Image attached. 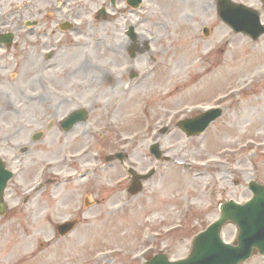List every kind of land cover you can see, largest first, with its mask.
I'll use <instances>...</instances> for the list:
<instances>
[{
    "label": "rangeland",
    "instance_id": "rangeland-1",
    "mask_svg": "<svg viewBox=\"0 0 264 264\" xmlns=\"http://www.w3.org/2000/svg\"><path fill=\"white\" fill-rule=\"evenodd\" d=\"M110 1L0 0V30L16 33L10 47L0 48V119L23 126L20 140L6 144L29 150L20 167L12 166L16 176L7 193L31 192L43 170H51L48 178L53 171L61 178L85 172L46 183L34 202L49 210L30 221L0 218V264H142L159 252L180 259L220 216L221 203L246 202L249 183H264V35L253 41L235 33L214 7L192 12L180 0H146L142 14H129L122 0L116 8ZM104 4L107 18L98 14ZM164 8L171 13L164 16ZM261 12L264 21V7ZM31 20L39 24L26 26ZM68 20L74 27L62 30ZM129 21L138 22L154 56L130 57ZM180 58L185 70L175 68ZM133 72L139 76L132 79ZM211 106L224 113L201 135L189 137L177 127L182 116ZM77 107L91 109L90 118L66 138L65 151L57 143L51 148L56 127L33 141L46 120H61ZM147 122L169 124L156 135L169 161L149 153ZM97 126L103 137L83 135V128ZM120 151L140 172L157 168L137 195L124 184L127 163L107 160ZM78 204L85 210L78 226L59 236L56 225L74 219ZM237 233L229 223L223 236L235 242ZM243 264H264V256L255 252Z\"/></svg>",
    "mask_w": 264,
    "mask_h": 264
},
{
    "label": "water",
    "instance_id": "water-1",
    "mask_svg": "<svg viewBox=\"0 0 264 264\" xmlns=\"http://www.w3.org/2000/svg\"><path fill=\"white\" fill-rule=\"evenodd\" d=\"M222 6L226 10H222V17L236 32L245 33L255 40L264 34V25L260 21L259 14L248 13L245 7L232 1L223 2ZM3 39L10 44L13 36L5 35ZM81 112L76 111L66 122L79 114L81 115ZM221 114L222 109H212L197 117L183 121L181 127L189 135H197L202 133ZM156 148H158V144ZM11 176L12 173L0 161L1 212L3 211L4 190ZM149 176L139 175L140 178L144 179ZM140 186L134 184L131 188L132 192L137 193ZM250 188L254 196L247 203L241 204L235 200H230L221 205L220 218L196 236L192 251L187 258L173 261L169 255L159 253L146 261L145 264H240L248 260L255 249L264 255V184L252 181ZM229 222H234L239 227L237 244L226 242L222 236V231ZM75 224L76 221H67L60 224L58 226L60 234H67Z\"/></svg>",
    "mask_w": 264,
    "mask_h": 264
},
{
    "label": "flooded vegetation",
    "instance_id": "flooded-vegetation-1",
    "mask_svg": "<svg viewBox=\"0 0 264 264\" xmlns=\"http://www.w3.org/2000/svg\"><path fill=\"white\" fill-rule=\"evenodd\" d=\"M113 2V0H111ZM116 4H122L121 2L118 3L117 0ZM125 4V8L126 10L124 11L125 13H129V14H135L137 12H141L144 7H145V3L146 0H141V2L138 5H135V3L131 0H122ZM185 3H183L184 5H187V8L190 9L192 12H197L198 8L200 7L201 10L204 12L205 10L208 11L209 8H216V10H218V3L219 0H214V1H210V0H180ZM215 2V4H214ZM240 3L245 4L246 6L252 8V9H256V10H263L264 7V3L263 0H243V1H237ZM192 12L188 13L190 15H194ZM138 13V14H139ZM142 14V12H141ZM107 18V17H105ZM129 26L128 28L134 27L137 29V24L138 22H136L137 24H133L134 22L129 21ZM39 24V21L37 22ZM36 23V24H37ZM142 24V22H139ZM139 25V24H138ZM192 26H195V23L191 24ZM64 25L62 23L59 24V27L64 30ZM206 27V26H205ZM138 35L137 37H129V41L130 44L128 45L127 49L129 51V49L131 47H133V40H136L135 44H136V53L137 54H143V53H148L151 56H154L151 54V41L147 38L141 37L140 35V31H137ZM54 50L52 49V51L47 55L46 58H52V56L54 55ZM154 54H158L157 52H154ZM73 69L72 68H68V73H67V78L71 79L73 77ZM35 99H37L35 97ZM75 109V108H74ZM73 109V110H74ZM72 111V110H71ZM71 111H69L61 120L56 119H49L46 120V122L40 126L37 130L34 131V133H32L31 138L33 139V141H42L44 140V136H45V131L51 128L56 127L57 128V135L56 140H54V144H51V148L53 149L55 147V144L57 143L59 145V147L62 149V151H65L67 145H65L64 143L67 142L66 138L71 134V133H75V129L76 127L81 124V123H85V122H81L78 121L74 124H72L70 127H66L65 126V119L70 115ZM90 114H91V109H90ZM8 121L6 119H0V157L5 161L7 167H12V166H21L22 160L21 157L23 154L28 153L29 150L26 149V147H24L23 145L20 146H8L6 143L11 141V142H18L17 140H20V136H21V131L23 130V126L22 124H20L19 121H16L14 124H7ZM83 135H87L90 134L91 136H93V134L99 138L103 137V132H102V128L99 126H97V129L93 130L91 127L89 128H83ZM51 131V130H50ZM130 156L128 155V158ZM64 158V156H63ZM11 169V168H10ZM79 170V169H78ZM97 170V169H96ZM99 172H96L95 175L96 177L99 176ZM86 175V174H85ZM50 180H52V178L49 179V183H52ZM12 180L9 183V187L11 185ZM47 186L45 187L44 185L41 186V188H39L40 190L46 189ZM15 190H18V188L15 186L14 188ZM38 191V190H37ZM24 194V192L19 193L17 195H19L21 198H17V197H13L12 194L6 193L7 196V208H6V215H1L0 214V218H8L14 222L17 223H21L24 221H30V219L32 217H35V215L38 214V216L42 213H44L45 211L49 210V207L38 203V202H34L35 200L33 198H31L30 196H27V198H23L22 199V195ZM36 199V198H35ZM83 205H76L73 209V215L75 218H79L85 213V210L82 208ZM42 208V209H41ZM2 221V220H1Z\"/></svg>",
    "mask_w": 264,
    "mask_h": 264
},
{
    "label": "bare ground",
    "instance_id": "bare-ground-1",
    "mask_svg": "<svg viewBox=\"0 0 264 264\" xmlns=\"http://www.w3.org/2000/svg\"><path fill=\"white\" fill-rule=\"evenodd\" d=\"M171 11H172V9L170 8V9H168V8H164L163 9V11H162V13H163V15L164 16H167L168 15V13H171ZM133 48H136V44L134 43L133 44ZM180 59H183L182 61H175L176 63H175V68L176 69H182V70H185L186 68H187V66L186 65H184L187 61H186V59L185 58H180ZM171 62H174V60H173V58H171L170 60H169V64L171 63ZM194 62H195V64H197L198 62H200V61H197V59L196 60H194ZM177 64V65H176ZM194 64V65H195ZM178 70V71H179ZM152 83H154V79L151 81V84ZM119 85V83L117 84V86ZM121 109H123V106H121L120 107Z\"/></svg>",
    "mask_w": 264,
    "mask_h": 264
}]
</instances>
